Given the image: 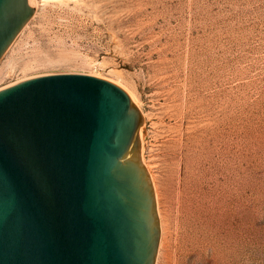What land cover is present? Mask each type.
<instances>
[{"label": "rangeland", "instance_id": "374dc122", "mask_svg": "<svg viewBox=\"0 0 264 264\" xmlns=\"http://www.w3.org/2000/svg\"><path fill=\"white\" fill-rule=\"evenodd\" d=\"M33 2L0 88L73 72L134 93L155 264H264V0Z\"/></svg>", "mask_w": 264, "mask_h": 264}, {"label": "water", "instance_id": "95a60500", "mask_svg": "<svg viewBox=\"0 0 264 264\" xmlns=\"http://www.w3.org/2000/svg\"><path fill=\"white\" fill-rule=\"evenodd\" d=\"M35 13L0 0V61ZM141 109L117 84L50 73L0 88V264H155Z\"/></svg>", "mask_w": 264, "mask_h": 264}, {"label": "bare ground", "instance_id": "6f19581e", "mask_svg": "<svg viewBox=\"0 0 264 264\" xmlns=\"http://www.w3.org/2000/svg\"><path fill=\"white\" fill-rule=\"evenodd\" d=\"M30 2H31V4L32 5H34V2H33V0H30ZM35 6V5H34ZM21 33V32H20ZM131 99L133 100V102H135L136 104H137V106L141 109V107H140V105H139V103H137V101H136V96L134 95V93L131 91ZM142 111V110H141ZM142 138V137H141ZM200 213V212H199ZM196 214V213H195Z\"/></svg>", "mask_w": 264, "mask_h": 264}]
</instances>
